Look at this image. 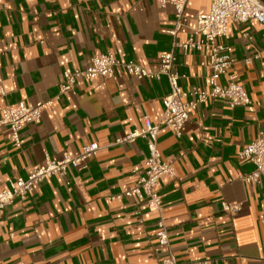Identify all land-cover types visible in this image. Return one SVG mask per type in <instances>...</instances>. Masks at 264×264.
I'll return each instance as SVG.
<instances>
[{
    "label": "crops",
    "instance_id": "crops-1",
    "mask_svg": "<svg viewBox=\"0 0 264 264\" xmlns=\"http://www.w3.org/2000/svg\"><path fill=\"white\" fill-rule=\"evenodd\" d=\"M210 8L211 0H189L187 20L174 36L175 8L159 0H0V113L20 100H52L41 122L23 126L20 147L9 127H0V188L27 177L47 154L61 158L89 142L100 146L86 167L46 178L25 201L16 197L0 210V264H156L169 255L157 238V212L134 197L111 198L145 173L146 140L115 141L143 127L145 116L159 121L167 77L138 79L117 66L102 87L101 79L81 76L73 92L60 90L64 70L86 68L93 56L109 52L157 71L161 54L175 39L197 34L199 16ZM229 33L222 41L233 46L230 72L252 102L231 108L210 99L180 136L160 128L162 158L175 175L165 174L158 190L181 262L264 264V181L243 178L255 165L240 156L264 133V23L231 22ZM176 55L177 70L187 75L182 84L208 87L206 51L178 47ZM223 200L242 208L232 215Z\"/></svg>",
    "mask_w": 264,
    "mask_h": 264
},
{
    "label": "built area",
    "instance_id": "built-area-1",
    "mask_svg": "<svg viewBox=\"0 0 264 264\" xmlns=\"http://www.w3.org/2000/svg\"><path fill=\"white\" fill-rule=\"evenodd\" d=\"M189 0H159L165 6L171 3L175 8L176 29L170 31L174 36L186 22L185 10ZM251 19L264 23V0H211V8L207 13L199 16L197 34H191L186 40L173 42L172 49L161 54L160 65L157 71H150L146 67L132 62L122 61L109 52L93 56L91 64L86 68L64 70L63 83L60 94L74 91V84L78 77L101 79L99 87L114 76L117 66L123 67L126 72L138 79H160L166 76L170 84V92L163 98L164 109L158 122H153L149 116L144 118V126L137 128L126 135L116 139V143L135 142L145 139L148 147L145 173L140 176L137 184L125 188L121 194L111 198L130 196L140 203H145L152 211L157 212V238L159 243L169 250V255L158 260L156 264H206V261L181 262L171 249V239L164 212L163 201L158 190L160 179L165 175H175L172 163L163 160L159 147V133L162 125L169 126L177 136H180L191 114L200 104L210 99H220L231 108L245 106L252 102L251 97L243 84L238 80V74L230 72L234 64L233 46L222 39H229V24L231 22L245 23ZM248 36V34H246ZM184 51L196 49L206 51L202 65L207 66L211 74L208 78V87L192 85L189 88L182 84L187 78L177 70L176 49ZM261 53L246 58V62L259 58ZM227 75V82H221V77ZM4 93V90H2ZM59 95L56 98H59ZM48 102L28 103L20 100L5 105L0 113V127L10 129V138L17 147L21 146L20 131L26 123H39L42 120L44 108L51 104ZM100 149L97 142H89L83 146L77 155L65 154L61 158L46 155L45 160L38 165L27 177L9 179L6 187L0 188V210L13 202L16 197L26 200L30 192L36 190L41 182L54 175L68 177L72 169L87 166L90 158ZM240 156L250 160L255 168L243 178L247 182L261 183L264 181V133H260L253 141L240 151ZM4 163H7L5 160ZM67 183H69L67 181ZM222 209L232 215L237 214L242 206L239 202L223 200ZM22 264V263H21Z\"/></svg>",
    "mask_w": 264,
    "mask_h": 264
}]
</instances>
